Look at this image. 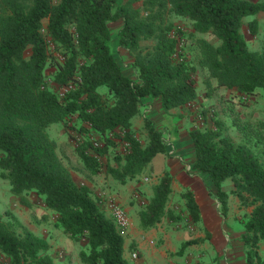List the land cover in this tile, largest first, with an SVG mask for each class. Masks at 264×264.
Wrapping results in <instances>:
<instances>
[{
    "label": "trees",
    "instance_id": "16d2710c",
    "mask_svg": "<svg viewBox=\"0 0 264 264\" xmlns=\"http://www.w3.org/2000/svg\"><path fill=\"white\" fill-rule=\"evenodd\" d=\"M132 1L0 0V176L9 180L12 193L23 204H29L28 192L39 194L55 212L56 226L68 237L86 238V248L78 253L83 264L132 263L124 257V236L113 216L100 206L87 184L74 180L62 162L47 132L52 123L76 114L83 123L78 131L91 130L101 136V145L83 141L76 148L84 168L92 173L100 169L98 157L117 143L109 133L124 140L128 150L117 156L121 166L107 167V171L125 183L126 178L146 170L157 153L166 151L163 133L150 119H144L145 145L132 133V118L143 98H159L161 107L169 111L197 97L195 66L182 54L185 45H198L208 76L218 86L244 94L264 89V38L261 50L252 51L241 33L244 18L250 16L248 30L258 32L254 16L264 13V0H142L139 7L131 6ZM164 13L165 18L169 13L187 19L190 29L173 20L164 23ZM118 19L122 20L118 43L134 55V78L110 46L109 22ZM201 33L212 34L219 42L197 36ZM142 40L152 43L145 48ZM179 45L182 48L176 57ZM49 66L54 69L55 84H72L62 97L47 85ZM100 88L105 89L106 98ZM258 125L264 133V118ZM221 126L215 119L214 127L189 130L195 155L192 167L205 173L215 186L214 195L205 188L219 203L223 216L228 209V192L222 189L226 178L232 179V192L240 201L252 205L241 234L245 264H264L260 252L264 160L246 144L233 142ZM258 139L264 144V136ZM172 180L169 171H163L153 184L152 195L137 212L143 230L156 226L167 214ZM183 196L190 217L200 221L194 192L188 189ZM214 221L215 215L209 223ZM204 226L210 242H221L220 233L214 242L208 222ZM196 242L184 240L177 253ZM49 246L13 214L7 218L0 214V253L8 258L6 264H60L47 252Z\"/></svg>",
    "mask_w": 264,
    "mask_h": 264
},
{
    "label": "rangeland",
    "instance_id": "374dc122",
    "mask_svg": "<svg viewBox=\"0 0 264 264\" xmlns=\"http://www.w3.org/2000/svg\"><path fill=\"white\" fill-rule=\"evenodd\" d=\"M119 1L125 3L127 0ZM141 2L142 0H134L131 2V6L139 7L141 6ZM142 13L145 14V10H142ZM252 17L244 18L241 33L247 42L248 48L259 52L264 38V13L261 12L254 16L259 22V30L256 34H251L247 27V22ZM165 20L166 22L173 20L175 24H180L190 29L187 19H177L169 13L165 18L164 13V23ZM121 25V19L109 22L111 31L110 46L125 71L134 78V68L132 67L134 55L129 49L120 46L118 43V30ZM197 36L205 37L214 44L219 42L214 35L209 33H201L197 34ZM151 43L150 40H142L140 44L146 48ZM179 46L177 54H175L176 57L180 55L182 48L181 45ZM182 49V54L195 66L193 75L197 89L196 99L192 103L166 111L161 107L159 98H143L138 114L132 118L131 127L135 138L140 141L141 145L147 143L148 137L144 127V119L148 118L163 133L164 142H166L165 162L170 157H177L180 160L179 151L175 149L178 144L176 142L178 140L176 138L178 132L176 127H178L179 123L181 122L184 127L183 131L180 130V136L188 139L190 129L214 127V120L216 119L222 122L221 129L223 133L233 142L246 144L260 155L261 160H264V144L258 139V137L264 136V133H260L262 131L258 125V121L264 118V89L258 88L254 94H244L236 88L218 86L216 80L208 76V71L202 63V55L198 45H185ZM53 70V67H47L45 80L47 85L58 96L62 97L72 84L66 86L55 84L51 77ZM100 91L106 98L105 89L100 88ZM188 112L191 114V117H183L185 113L188 115ZM177 118L185 119L178 121ZM172 121L176 122V126H174L176 129L173 128ZM82 124V121L76 114H73L63 121L52 123L48 127L47 132L49 137L54 141L58 155L69 168L74 180L77 183H89L92 195L99 200L102 198L98 194L100 189L105 190L110 188L111 184L109 183L111 182L121 183L112 173L107 171V167L119 168L121 166L122 161L117 156L127 153L128 145L124 140H120L118 136L109 133V136H112L117 143L109 145L108 151L98 157L100 169L95 173L89 172L84 168L81 159L78 157L77 145L83 141H90L94 145H101L102 138L98 133L91 130L78 131L77 128ZM116 133L121 135L122 131L117 130ZM89 151L93 152L91 149ZM162 156L163 154L156 155L150 161L151 166L133 179L126 178V183H140L141 187H136V189L139 191L141 197L139 196L138 199H135L133 197L134 191L127 197L123 193L121 196L125 199L124 201L136 203L137 209L147 202V194L151 192V188L158 179V175L160 177L164 170L168 171L166 165L163 167ZM182 170L183 174L190 175L188 177L193 183L192 187L196 193H198L197 188L200 185L203 194H209L206 191V188H208L214 195L216 188L205 173L196 171L198 174L193 175L194 168L189 163L183 165ZM181 177L182 175L177 177L176 180L174 179L176 191L171 194L166 206L167 214L161 221L165 222V240H167L165 248H167L168 256L171 258L168 263L216 264L220 262L221 264H245V249L241 241V234L243 232V222L250 213L252 205H246L240 201L239 197L232 192L234 189L232 179L226 178L222 182V189L228 192V209L225 216L220 213L218 210L219 203H216L213 198V212L210 210L211 208L208 211L200 210L203 212H201L202 219L194 221L186 209V199L183 196V193L189 188L181 184ZM179 187L182 188L181 191H178ZM26 198L29 200V204L21 203L19 196L12 193L9 180L0 176V214L6 218L9 214H13L23 227L46 239L50 245L47 252L56 263L83 264L80 261L78 253L80 249L86 248V238L81 237L79 240H73L63 233L61 228L55 224V212L45 206L39 194L30 191L26 194ZM110 204L111 206L114 204H118L121 207L124 206L122 201L112 200ZM111 206L106 207L108 214H111ZM169 214L174 217L169 216ZM214 215L217 217V222L209 223ZM205 221L208 222V228L214 242L217 241L218 233L223 237L221 242H215L216 245L210 242L204 229ZM120 232L124 233V230H120ZM123 235L126 234L124 233ZM189 239H196L197 242L186 246L183 250L184 253L178 254L177 251L181 243ZM134 249L129 240L126 244L127 253L130 254L135 251ZM260 252L264 256V241L260 242ZM7 262L8 258L0 253V264H6Z\"/></svg>",
    "mask_w": 264,
    "mask_h": 264
},
{
    "label": "crops",
    "instance_id": "0c3cea01",
    "mask_svg": "<svg viewBox=\"0 0 264 264\" xmlns=\"http://www.w3.org/2000/svg\"><path fill=\"white\" fill-rule=\"evenodd\" d=\"M188 116L191 117V114L189 112H188V115H187V113H185V115L183 117L187 118ZM184 119L185 118H177L178 121H183ZM171 124H172L174 129L177 128V130H178L177 137H176L178 139L176 141L178 144L176 145L175 149H177L179 151V155L181 156V157H179L180 160L177 157H170L165 162V152L156 154V155L163 154V156H162L163 167H165V165H166L168 167L169 173L173 177V182L171 184V187H172L171 194L175 193V191H176L175 185H174V179L176 180L177 177L182 175L181 184L185 187H188L189 189H191L194 192L196 200L199 204L200 210H202V211L207 210L208 211V209H210L213 206V197H211L207 193L203 194L202 188L200 185H199V188H197L198 193H196L194 191L195 189L192 187L193 183L190 181V178L188 177L190 175L183 174V170H182L183 165H185L187 163L192 165L194 162L195 155H194L193 142L189 136V133H188V139L180 136L181 131H183L182 129H184L183 124H181V122L179 123L178 127H176V128L174 127V126H176L175 121H172ZM174 129H173V132H174ZM182 138H183V141H182ZM152 159H151V161H152ZM150 166H151V162L149 163L148 167H150ZM196 171L197 170L194 169L192 174L197 175L198 172H196ZM157 178H159V175ZM157 181H158V179L155 181V183ZM85 184H87L91 188L89 183H85ZM109 184H111L110 188L105 189V190L100 189L98 191V194L102 197L101 199H99V202H100L99 204H100V206L103 207V209L106 212H108L106 207L110 206V202L112 200L113 201H122L124 203L123 208L126 210L128 216H129V226L124 230V233L126 235H123L124 236V243H123L124 257L128 261H130L132 264H169L168 262H170L171 258H170V256H168L167 248H165V244L167 243V240H165V234H166L165 233L166 232L165 222H161L162 221V219H161V221L156 226L151 227L147 230H143L139 226V221H138V216H137V212H138L137 210H139L140 208L139 209L136 208V206H135L136 203L133 204V203L124 201L125 199L121 196L124 193L125 197H127L131 192L134 191L133 197L135 199L136 198L138 199L140 195H139V191L136 189V187H141L140 183L111 182ZM181 189L182 188L179 187L178 191H181ZM171 194H170V197H171ZM151 195H152V188H151V192L149 194H147V199L150 198ZM124 233H122V234H124ZM129 240L131 241L132 248H135L134 249L135 251H133V252L137 253V256L135 258L131 257L132 252L130 254L127 253L126 244L128 243ZM183 253H184V251H183Z\"/></svg>",
    "mask_w": 264,
    "mask_h": 264
},
{
    "label": "built area",
    "instance_id": "2783aa9c",
    "mask_svg": "<svg viewBox=\"0 0 264 264\" xmlns=\"http://www.w3.org/2000/svg\"><path fill=\"white\" fill-rule=\"evenodd\" d=\"M111 206V204H110ZM111 214L114 218V221L117 227L120 230H125L129 226V216L126 210L118 204H114L111 206ZM137 256L136 252L131 253V257L135 258Z\"/></svg>",
    "mask_w": 264,
    "mask_h": 264
}]
</instances>
